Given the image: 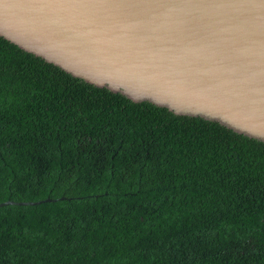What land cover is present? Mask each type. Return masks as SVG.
Instances as JSON below:
<instances>
[{"label": "trees", "instance_id": "trees-1", "mask_svg": "<svg viewBox=\"0 0 264 264\" xmlns=\"http://www.w3.org/2000/svg\"><path fill=\"white\" fill-rule=\"evenodd\" d=\"M46 198L0 206V264H264L263 141L0 36V202Z\"/></svg>", "mask_w": 264, "mask_h": 264}, {"label": "water", "instance_id": "water-1", "mask_svg": "<svg viewBox=\"0 0 264 264\" xmlns=\"http://www.w3.org/2000/svg\"><path fill=\"white\" fill-rule=\"evenodd\" d=\"M0 36L133 102L264 142V0H0Z\"/></svg>", "mask_w": 264, "mask_h": 264}]
</instances>
